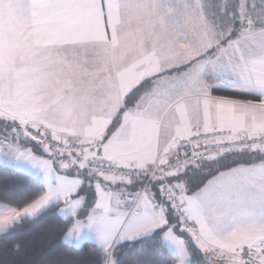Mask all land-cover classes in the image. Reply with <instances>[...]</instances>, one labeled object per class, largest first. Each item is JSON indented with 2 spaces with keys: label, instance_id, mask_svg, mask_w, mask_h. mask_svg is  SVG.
I'll use <instances>...</instances> for the list:
<instances>
[{
  "label": "snow or ice",
  "instance_id": "obj_1",
  "mask_svg": "<svg viewBox=\"0 0 264 264\" xmlns=\"http://www.w3.org/2000/svg\"><path fill=\"white\" fill-rule=\"evenodd\" d=\"M0 162V264H264V0H0Z\"/></svg>",
  "mask_w": 264,
  "mask_h": 264
},
{
  "label": "trees",
  "instance_id": "obj_2",
  "mask_svg": "<svg viewBox=\"0 0 264 264\" xmlns=\"http://www.w3.org/2000/svg\"><path fill=\"white\" fill-rule=\"evenodd\" d=\"M214 95H228V93L216 92ZM25 176L26 174L23 173L12 175L0 163V192L10 187L13 192L23 189L28 196L38 194L40 189L25 185ZM44 233L47 235H43ZM58 234L59 229L55 223L47 217H41L35 223L25 225L16 234L17 238L24 239L27 242L26 247L19 254L9 252L7 255L18 256L20 260L27 261L28 264H84V262L92 258L88 254L87 245L85 251L80 254L72 253L62 248ZM41 239L45 241L44 244L40 243ZM49 240L52 242L48 243L47 241ZM2 255L3 253L0 252V256Z\"/></svg>",
  "mask_w": 264,
  "mask_h": 264
},
{
  "label": "rangeland",
  "instance_id": "obj_3",
  "mask_svg": "<svg viewBox=\"0 0 264 264\" xmlns=\"http://www.w3.org/2000/svg\"><path fill=\"white\" fill-rule=\"evenodd\" d=\"M1 164H3L2 162H0Z\"/></svg>",
  "mask_w": 264,
  "mask_h": 264
}]
</instances>
